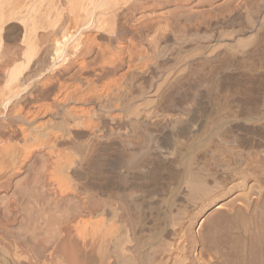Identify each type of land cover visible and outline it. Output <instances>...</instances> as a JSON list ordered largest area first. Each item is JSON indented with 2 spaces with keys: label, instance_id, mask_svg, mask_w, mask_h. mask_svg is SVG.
<instances>
[{
  "label": "bare ground",
  "instance_id": "bare-ground-1",
  "mask_svg": "<svg viewBox=\"0 0 264 264\" xmlns=\"http://www.w3.org/2000/svg\"><path fill=\"white\" fill-rule=\"evenodd\" d=\"M0 264H264V0H0Z\"/></svg>",
  "mask_w": 264,
  "mask_h": 264
}]
</instances>
